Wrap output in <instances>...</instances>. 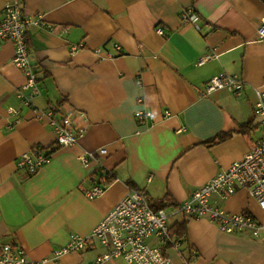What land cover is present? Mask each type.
I'll return each instance as SVG.
<instances>
[{
	"label": "crops",
	"instance_id": "0c3cea01",
	"mask_svg": "<svg viewBox=\"0 0 264 264\" xmlns=\"http://www.w3.org/2000/svg\"><path fill=\"white\" fill-rule=\"evenodd\" d=\"M11 1L0 0V23ZM21 2L25 16L41 22L28 27L29 60L40 93L31 106L21 103L27 76L12 61L13 44H5L0 51V249L20 245L31 260L44 264H96L105 253L96 240L83 252L54 253L72 234L89 236L130 193V183L152 201L172 204L167 209L182 205L262 137L255 116L257 92H264V41L258 37L262 0ZM187 9L200 17L199 29L181 20ZM207 54L216 57L198 65ZM219 75L242 80L243 94L227 89L207 93ZM9 108L20 109V115L9 114ZM138 110L151 113L150 121L139 123ZM50 111L56 117L72 113L84 137L59 148L49 117L41 118ZM167 111L171 116L166 117ZM249 121L255 128L248 135L239 133ZM229 132L234 133L229 139L203 145ZM34 146L53 151V157L31 175L18 161ZM101 149L108 154L81 163L84 152ZM107 173L115 177L113 183L102 196L89 199L85 192L103 183ZM211 201L264 224L263 210L244 189ZM177 215L169 227L187 221L188 236L179 248L169 245L170 264H264V231L259 236L228 234L209 220Z\"/></svg>",
	"mask_w": 264,
	"mask_h": 264
},
{
	"label": "built area",
	"instance_id": "2783aa9c",
	"mask_svg": "<svg viewBox=\"0 0 264 264\" xmlns=\"http://www.w3.org/2000/svg\"><path fill=\"white\" fill-rule=\"evenodd\" d=\"M180 17L185 24H193L199 29L200 17L194 9L182 11ZM30 24L40 25L41 22L25 16L21 0H12L6 5L0 23V51L7 43L14 46L12 61L27 76V83L22 87L19 95L21 103L27 106H31L32 99L40 93L37 76L29 60ZM158 32L164 34L162 29ZM258 37L259 40L264 41V20L259 25ZM82 46H74L72 52H77ZM115 48L121 50L118 45ZM95 51L102 54L104 50ZM214 57H216L214 54H207L198 60V65H203ZM218 89H227L239 96L243 94L245 84L236 77L219 75L210 81L207 93ZM142 102L140 99L139 103ZM20 113V109L9 108V114L13 116H19ZM44 116L49 117V127L53 130L59 148L72 147L85 135V129L75 127L72 113L66 112L56 117L50 111L45 112L41 118ZM169 116L171 112L167 111L166 117ZM255 116L261 125L262 137L240 161L233 163L227 171L196 189L185 203L169 209H155L149 195L132 189L112 212L102 218L89 236L72 234L68 244L54 253L55 257L69 252H83L96 240L105 249V253L97 259L96 264L117 259H122L127 264H170L167 254L169 245L175 248H179L180 245L170 235L168 219L179 213L185 214L190 220H209L220 231L228 234L251 233L259 236L264 231V224L252 214L247 212L232 214L214 206L211 201L214 196L225 199L236 194L239 189H244L258 202L264 212V92H257ZM151 117V113L143 110L135 113V118L141 124L150 121ZM181 131L183 129L179 130ZM107 154L106 149L84 152L79 159L83 165H88L91 161L99 160V157ZM52 157L53 153L49 150L34 146L21 156L18 166L33 175L49 164ZM108 187L109 185L104 183L96 184L87 190L85 195L89 199L102 196ZM151 240H156V243L150 244ZM0 264H44V261L31 260L20 245L6 244L0 249Z\"/></svg>",
	"mask_w": 264,
	"mask_h": 264
},
{
	"label": "trees",
	"instance_id": "16d2710c",
	"mask_svg": "<svg viewBox=\"0 0 264 264\" xmlns=\"http://www.w3.org/2000/svg\"><path fill=\"white\" fill-rule=\"evenodd\" d=\"M254 128H255V126H253V121H249L248 123L241 125L239 127L238 132L242 133L244 135H248L250 133V131ZM233 134H234L233 132L218 134L217 136L205 141L203 143V145L206 147H209V148L213 147V146L229 139L231 136H233ZM50 153H53V151ZM101 179L104 180L103 181L104 184L111 185L113 183V181L115 180V177L113 175H111L110 173H107ZM129 185L131 186V188L133 190L142 191L139 188H137V186L133 183H130ZM166 197L168 198L169 196H166ZM152 202H153L152 205L155 209H167L168 207H171V205H172V204L170 205V204L164 203V201H160V200H155ZM176 206H178V205H176ZM169 232H170V235L173 238V240L176 243L181 244L182 242L185 241V239L188 236V222L183 221V222H177V223L173 224L172 226L169 227Z\"/></svg>",
	"mask_w": 264,
	"mask_h": 264
},
{
	"label": "rangeland",
	"instance_id": "374dc122",
	"mask_svg": "<svg viewBox=\"0 0 264 264\" xmlns=\"http://www.w3.org/2000/svg\"><path fill=\"white\" fill-rule=\"evenodd\" d=\"M180 217H181L180 215H177L176 217H170L169 220H168L169 224L171 222H174L177 218H180Z\"/></svg>",
	"mask_w": 264,
	"mask_h": 264
},
{
	"label": "water",
	"instance_id": "95a60500",
	"mask_svg": "<svg viewBox=\"0 0 264 264\" xmlns=\"http://www.w3.org/2000/svg\"><path fill=\"white\" fill-rule=\"evenodd\" d=\"M264 2V0H262Z\"/></svg>",
	"mask_w": 264,
	"mask_h": 264
}]
</instances>
